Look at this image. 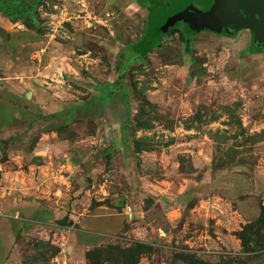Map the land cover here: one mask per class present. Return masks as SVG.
Segmentation results:
<instances>
[{
	"label": "rangeland",
	"instance_id": "rangeland-1",
	"mask_svg": "<svg viewBox=\"0 0 264 264\" xmlns=\"http://www.w3.org/2000/svg\"><path fill=\"white\" fill-rule=\"evenodd\" d=\"M147 16L0 0L9 264H264V52L250 30L176 32L127 65Z\"/></svg>",
	"mask_w": 264,
	"mask_h": 264
},
{
	"label": "water",
	"instance_id": "water-1",
	"mask_svg": "<svg viewBox=\"0 0 264 264\" xmlns=\"http://www.w3.org/2000/svg\"><path fill=\"white\" fill-rule=\"evenodd\" d=\"M181 22L198 33L222 34L226 31L236 34L250 30L254 34V42L264 47V0H214L206 12L188 4L181 12L168 18L163 31L167 33L169 28ZM34 161H39V158Z\"/></svg>",
	"mask_w": 264,
	"mask_h": 264
},
{
	"label": "trees",
	"instance_id": "trees-1",
	"mask_svg": "<svg viewBox=\"0 0 264 264\" xmlns=\"http://www.w3.org/2000/svg\"><path fill=\"white\" fill-rule=\"evenodd\" d=\"M213 3L214 0H211L206 4L208 6L207 11L211 8ZM188 4H192L196 7L198 5H204L205 0H167L165 6L159 0H138V5L149 11L147 29L141 39L135 44L129 45L124 51L125 63L130 65L134 62H142L152 50L163 49L165 39L172 36V33H174L176 29H179V26H181L180 30L184 39L190 40L198 36L200 33L191 30L190 26L183 22L177 23L174 27L169 28L170 34L163 31L168 18L171 15L181 12ZM223 35L231 37L235 34L224 31ZM249 51L251 54H260L264 52V47H259L258 44L253 41ZM261 217V220H263L264 212H262Z\"/></svg>",
	"mask_w": 264,
	"mask_h": 264
},
{
	"label": "crops",
	"instance_id": "crops-1",
	"mask_svg": "<svg viewBox=\"0 0 264 264\" xmlns=\"http://www.w3.org/2000/svg\"><path fill=\"white\" fill-rule=\"evenodd\" d=\"M140 8H142V7H140ZM142 9L146 10L148 12V15H149V11L147 9H145V8H142ZM147 19H148V16H147ZM40 161H42V159H39V162ZM6 177H7V173L0 172V181L2 179H6ZM1 190L3 193L1 195L3 197H5V194H7V188L2 187ZM1 195H0V199H1ZM19 202H20V204H19L20 206L18 205V209L28 208L27 206H25V203L22 200L21 201L19 200ZM15 231H16V223H12L11 221L9 222V221H7V219L5 220L4 218L0 219V264H9V260H10L9 256L11 255L10 253L12 251H15V252L18 251L16 248V243H15V240H16ZM97 231H98V229L95 230V234H93V235L91 233H87L88 231L84 232V230L82 231V233H84L86 235H91L92 237H95L94 240L97 241L99 239L98 238L99 236L96 233Z\"/></svg>",
	"mask_w": 264,
	"mask_h": 264
},
{
	"label": "flooded vegetation",
	"instance_id": "flooded-vegetation-1",
	"mask_svg": "<svg viewBox=\"0 0 264 264\" xmlns=\"http://www.w3.org/2000/svg\"><path fill=\"white\" fill-rule=\"evenodd\" d=\"M203 12H204V11H203ZM205 12H206V11H205ZM176 32H179L180 35H181V37H182V39H184V38H183V35H182V33H181L180 28H179V29H176V31H175L174 33H172V35H174ZM167 34H170V30L167 32Z\"/></svg>",
	"mask_w": 264,
	"mask_h": 264
},
{
	"label": "built area",
	"instance_id": "built-area-1",
	"mask_svg": "<svg viewBox=\"0 0 264 264\" xmlns=\"http://www.w3.org/2000/svg\"><path fill=\"white\" fill-rule=\"evenodd\" d=\"M0 216H1V212H0Z\"/></svg>",
	"mask_w": 264,
	"mask_h": 264
}]
</instances>
